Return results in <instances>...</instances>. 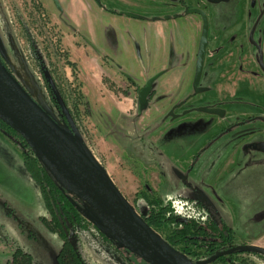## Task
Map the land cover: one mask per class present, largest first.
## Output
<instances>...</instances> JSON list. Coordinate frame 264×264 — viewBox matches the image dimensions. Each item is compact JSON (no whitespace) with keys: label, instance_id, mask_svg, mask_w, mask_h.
Instances as JSON below:
<instances>
[{"label":"rangeland","instance_id":"374dc122","mask_svg":"<svg viewBox=\"0 0 264 264\" xmlns=\"http://www.w3.org/2000/svg\"><path fill=\"white\" fill-rule=\"evenodd\" d=\"M190 8L205 11L209 20L199 84L209 90L194 96L193 71L164 97L154 82L156 94L141 103L138 92L148 79L163 78L166 71L158 69L156 57L166 54L167 64L178 61L180 32L194 41L196 65L203 19L189 13ZM113 10L123 15L114 18ZM256 23L254 40L264 54V0H0V60L59 126L89 150L142 216L148 198H159L173 202L180 220L198 217V192L233 229L231 247H263L264 128L251 123L219 136L237 117L204 111L217 102L230 115L264 112V71L250 41ZM112 27L119 31V42L109 37ZM147 69L152 76L137 80L133 90L123 87L129 74ZM17 140L19 145L0 135V264H9L17 248L31 256L30 264H60L64 239L44 222L47 203L23 154L31 148ZM77 211L80 221L69 225V240L87 264H131L126 249ZM157 231L164 238L170 232ZM189 249L192 253L185 254L195 262L226 250ZM211 264H264V253L234 252Z\"/></svg>","mask_w":264,"mask_h":264},{"label":"water","instance_id":"95a60500","mask_svg":"<svg viewBox=\"0 0 264 264\" xmlns=\"http://www.w3.org/2000/svg\"><path fill=\"white\" fill-rule=\"evenodd\" d=\"M188 12L199 14L203 19L194 78L196 94H199L206 91L199 84L209 44V20L206 12L201 9L190 8ZM127 15L133 16L132 13ZM256 26L257 23L250 34L253 43ZM259 50L260 66L264 71L263 52L261 48ZM159 76L157 74L149 78L141 89V103L148 100L153 83ZM205 111L211 114L223 113L219 108H207ZM0 120L25 140L64 191L75 194L84 202V206H80L72 198L104 236L149 264H211L220 257L238 251L264 253V247L240 244L217 252L205 260L193 261L145 220L89 150L59 126L20 85L1 60Z\"/></svg>","mask_w":264,"mask_h":264},{"label":"trees","instance_id":"16d2710c","mask_svg":"<svg viewBox=\"0 0 264 264\" xmlns=\"http://www.w3.org/2000/svg\"><path fill=\"white\" fill-rule=\"evenodd\" d=\"M75 63L73 62L74 65ZM0 130L17 145L20 144L17 139H21L27 147L25 140L2 120H0ZM31 153V149L30 152L23 150L25 164L41 186L47 203L48 215L43 218L44 222L51 230L60 233L64 239L63 247L57 256L59 263L87 264L78 252L77 247L69 240L68 234L69 225L79 220L78 206L72 202L67 192L62 190L59 182L42 165L37 156ZM197 194L195 205L202 211L204 216L201 214L198 217L196 215L189 219L180 220V215L176 211L173 202L163 203L159 198H148L149 208L143 216L157 230H170L166 239L173 246L181 245L180 250L186 254L192 253L189 249L191 245L205 247L212 254L221 248L231 247L235 239L233 229L212 205L198 192ZM126 252L131 254V258H128L131 264H149L136 254L128 250ZM223 258L224 256L219 259ZM30 259L31 256L28 253L23 252L21 248H17L9 264H30Z\"/></svg>","mask_w":264,"mask_h":264},{"label":"crops","instance_id":"0c3cea01","mask_svg":"<svg viewBox=\"0 0 264 264\" xmlns=\"http://www.w3.org/2000/svg\"><path fill=\"white\" fill-rule=\"evenodd\" d=\"M116 12L117 11H115V10L112 11V17L116 18L117 17L116 15H123V13L117 14ZM124 15L126 17H131V16H128L127 14H125V13H124ZM132 17H134V16H132ZM174 20L176 21V19H174ZM167 21L168 20H160L158 22L166 24V23H168ZM180 33L181 34H178V42H177V39H176V51H175V57L178 58V61H176V62H174L172 64H167L168 59H167V55L166 54H162V56L160 57V60H159V56H157L156 59H155V62L157 64L158 69H160V70L166 69L163 78L160 76L154 83V87L156 88V86H158V89L161 91V93H162L161 97L162 96L163 97L167 96L172 91L180 88L181 83L186 81L193 71L194 72L196 71V65H195L196 55H195L194 46H193L194 45V41H191L190 37H188V39H186L183 36L182 32H180ZM118 35H119V31L115 30L112 27L110 29V31H109L110 39L112 37L111 41L112 42H115V41L119 42ZM123 41H124V36H123ZM191 42H193V43H191ZM125 45H127V42H125ZM219 57H221V56H219ZM205 61H206V57H205ZM207 61H208V58H207ZM196 62H197V60H196ZM194 67H195V69H194ZM151 73L152 72L148 70L146 72H141L140 71V72H136L135 74H129L130 76L129 75H128V77L125 76L126 77L125 78L126 82H123V87L125 85V89H127V91H130V89L133 90L132 88L133 87L135 88L136 87L135 85H137V80H144V78H146L147 75L152 76ZM174 78H176L175 81H174ZM252 82H254V81H252ZM131 86H132V88H131ZM154 94H156V91L153 92L152 96ZM197 95L198 94H195L194 96H197ZM193 99H195V98L192 96L189 99V101H192ZM164 100H166V99H164ZM242 112H245V111L242 110ZM260 124L264 128V124L263 123H260ZM0 135H2V136L4 135L5 137L10 138L9 136H7L1 130H0Z\"/></svg>","mask_w":264,"mask_h":264},{"label":"flooded vegetation","instance_id":"af4514ba","mask_svg":"<svg viewBox=\"0 0 264 264\" xmlns=\"http://www.w3.org/2000/svg\"><path fill=\"white\" fill-rule=\"evenodd\" d=\"M189 10V9H188ZM256 30V29H255ZM252 31V30H251ZM255 33V32H254ZM251 34V33H250ZM250 41H251V37H250ZM252 42V41H251ZM252 44L257 48L258 50V53H259V66H260V46L256 43H253ZM262 49V48H261ZM263 52V50H262ZM222 57H220L219 59H221ZM263 61H264V54H263ZM261 68V66H260ZM204 70V69H203ZM203 74V73H202ZM246 84L250 87L252 85V83L250 82V80H246ZM206 88V91L209 90L208 86L207 87H204ZM141 91V90H140ZM139 91V92H140ZM138 92V93H139ZM153 88L151 90V93L149 95L148 98H150V96L153 94ZM205 92V91H204ZM139 96V94H138ZM236 101H232L230 102V105H232L233 103H235ZM239 103H249V105H251V107H257L256 103L255 102H250V101H239ZM229 105V106H230ZM207 108H219V109H222L223 110V113L222 114H215L216 116H219L221 118H230V119H234L237 117V120L236 121H233L232 123H230L229 125H227L225 128H223V130L219 133V136L223 133H229L231 132L232 130H234L235 128L237 127H242V126H246V125H249L251 123H263L264 124V112H262L261 114L259 115H253V114H250L249 112H242V111H239V112H236V114H232L230 115L229 114V111L227 110V108L223 107V106H219L217 105V102L215 104H212V105H208ZM207 108H204V111L205 109ZM233 111V110H232Z\"/></svg>","mask_w":264,"mask_h":264},{"label":"bare ground","instance_id":"6f19581e","mask_svg":"<svg viewBox=\"0 0 264 264\" xmlns=\"http://www.w3.org/2000/svg\"><path fill=\"white\" fill-rule=\"evenodd\" d=\"M10 91V90H9ZM13 97L15 98V100H17L18 101V99L13 95ZM19 102V101H18Z\"/></svg>","mask_w":264,"mask_h":264}]
</instances>
